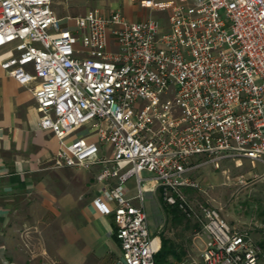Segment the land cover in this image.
I'll use <instances>...</instances> for the list:
<instances>
[{
    "label": "built area",
    "instance_id": "2783aa9c",
    "mask_svg": "<svg viewBox=\"0 0 264 264\" xmlns=\"http://www.w3.org/2000/svg\"><path fill=\"white\" fill-rule=\"evenodd\" d=\"M8 45L0 66L30 86L39 126L59 142L53 164L100 165L93 200L113 214V264H155L160 229L147 222V180L190 215L182 189L200 188L192 169L264 164V0H177L166 25L120 9L59 17L52 0H0V47ZM131 177L136 193L127 196ZM199 217L196 264H264V237L252 235L264 223L236 228L212 203Z\"/></svg>",
    "mask_w": 264,
    "mask_h": 264
},
{
    "label": "crops",
    "instance_id": "0c3cea01",
    "mask_svg": "<svg viewBox=\"0 0 264 264\" xmlns=\"http://www.w3.org/2000/svg\"><path fill=\"white\" fill-rule=\"evenodd\" d=\"M52 8L59 17L94 8L104 13L120 9L129 19L145 17L134 15L131 0H52ZM157 19L167 24V17ZM11 51V45L0 47V58ZM29 87L0 66V261L113 264L121 254L113 214L102 212L93 200L101 185L96 178L100 165L53 164L59 142L50 129L39 126L40 111ZM197 160L191 158L192 163ZM135 193L130 179L126 195ZM133 201L138 203L137 198ZM105 203L113 207L112 201ZM143 204L150 228L161 230L165 210L154 180L145 183ZM175 251L179 254L177 246ZM168 259L171 264L177 260L174 255Z\"/></svg>",
    "mask_w": 264,
    "mask_h": 264
},
{
    "label": "rangeland",
    "instance_id": "374dc122",
    "mask_svg": "<svg viewBox=\"0 0 264 264\" xmlns=\"http://www.w3.org/2000/svg\"><path fill=\"white\" fill-rule=\"evenodd\" d=\"M168 1L173 2L155 0L151 4L149 0H131V3L137 17L151 14L166 20L171 5ZM249 164L245 160L238 165L232 160H224L218 167L208 163L192 171L191 175L198 180L200 188L182 189L186 204L193 211L190 215L178 203L165 202L159 192L165 212L163 226L155 233L154 248L160 237L169 236L180 254L175 264L200 263L202 238L197 234L201 223L199 209L206 203L218 206L220 214L236 228L253 224L254 221L264 223V164ZM170 208H177L176 219H172L173 213H168ZM252 235L256 240L262 239L264 228L252 230Z\"/></svg>",
    "mask_w": 264,
    "mask_h": 264
},
{
    "label": "trees",
    "instance_id": "16d2710c",
    "mask_svg": "<svg viewBox=\"0 0 264 264\" xmlns=\"http://www.w3.org/2000/svg\"><path fill=\"white\" fill-rule=\"evenodd\" d=\"M170 209L171 210L168 213H173L172 219H176L175 216L177 213V208ZM175 248V243L172 240L164 236L160 237V240H158V244L156 245V249L154 251L155 264H171L168 259L169 255H174L178 259L179 254L175 251Z\"/></svg>",
    "mask_w": 264,
    "mask_h": 264
}]
</instances>
